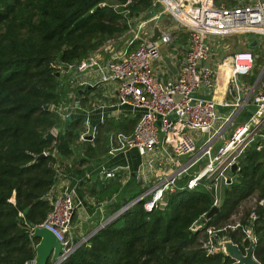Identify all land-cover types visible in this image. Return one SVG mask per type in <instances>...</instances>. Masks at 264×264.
<instances>
[{
    "label": "trees",
    "instance_id": "16d2710c",
    "mask_svg": "<svg viewBox=\"0 0 264 264\" xmlns=\"http://www.w3.org/2000/svg\"><path fill=\"white\" fill-rule=\"evenodd\" d=\"M126 1L0 0V264L35 260L38 239L31 232L53 207L50 192L56 183L57 160L70 158L78 148L80 118L59 130L55 140L46 138L62 120L56 108L66 90L56 75L58 67L81 63L100 51L111 37L128 30L130 16L154 4L131 0L124 6ZM257 75H252V83ZM46 104L51 105L49 110ZM122 126L115 123L119 129ZM97 137L98 148L87 145L89 157L106 143ZM258 143L247 147L239 169L223 189L219 212L198 231L192 232L190 226L215 204V194L205 180L188 189L184 177L168 194L164 208L148 212L145 199L131 205L61 264H232L233 259L221 251L207 253L206 228L229 224L234 215L245 223L252 209L249 199L264 198V147L258 150ZM42 153L46 155L40 157ZM88 160L85 157L79 164ZM120 188L121 182L113 180L96 191L99 201H108L111 215L138 197H114ZM256 212L254 251L264 264V207L257 205ZM228 237L242 248L249 246V241L242 243L240 228L229 229Z\"/></svg>",
    "mask_w": 264,
    "mask_h": 264
},
{
    "label": "built area",
    "instance_id": "2783aa9c",
    "mask_svg": "<svg viewBox=\"0 0 264 264\" xmlns=\"http://www.w3.org/2000/svg\"><path fill=\"white\" fill-rule=\"evenodd\" d=\"M153 1L154 8L160 9L159 13L168 14L176 24L189 33L188 48L178 78L165 79L156 72L153 63L162 56L160 45L157 41L149 40L148 37L142 39L140 32H134L130 39L131 43L142 40L137 47L127 46L108 63L96 58L98 51L81 63L70 65L69 71H73L75 81L83 85L117 82L119 105L130 106L139 111V120L132 133L119 131L110 134L109 155L137 148L141 156L153 154L158 164L162 165L160 167L169 164L176 166L173 172L152 182L151 177L144 175L146 165L141 164L139 177L148 185L147 190L133 199L128 208L143 199L146 200L144 207L148 212L160 207L162 203L167 204L168 194L179 188L178 179L182 177H188L186 183L188 189L198 186L205 180L207 189L213 190L215 194L214 205L219 206V187L221 183L227 184L231 180L233 176L231 166L237 163L236 170L239 169V162L244 152L253 142H259L258 150L264 147V77L256 87L255 85L252 87L249 96H242L239 76L252 73L257 61L256 55L250 49L225 54L222 64L216 67L210 60L221 48L214 47L209 39L210 37L224 39L227 36L245 33L264 34V0H248L246 4L236 6H228L224 3L218 5L216 0ZM129 3L131 0H127L124 6ZM139 26L143 28L144 22ZM173 32V28L162 30L160 39L164 43L172 42ZM225 65L230 70L231 91L238 96L235 106H244L249 102L256 106L252 116L245 123L234 128L226 138L219 122L223 121L225 124L230 116H219L218 101L213 97L219 75ZM63 66L60 65L57 72L61 74L67 72ZM97 71L100 74L98 80L81 82L82 79L76 78V74L89 75ZM71 84L73 85L74 82L71 81ZM76 103L80 106V97ZM92 107V111L96 109L102 111L106 105L93 102ZM56 110L62 120L70 118L71 113L67 104L60 103ZM105 117V115L104 118L101 117L102 121ZM51 131L56 136L59 133L57 128ZM97 136L98 125L88 120L78 139L87 142L95 140ZM219 138H224V144L216 150L215 144ZM183 157L187 160L185 164L180 159ZM204 159L207 160L205 165L193 172L191 169ZM117 170L118 167L107 169L102 166L99 174L101 178L111 179L116 177ZM75 193L76 189H72L67 193L51 197L53 207L47 219L40 224L61 238L66 246L65 251L72 250L77 244H74L75 239L71 234L73 215L80 204L75 198ZM249 200L252 209L245 223L239 216L234 215V220L229 224L223 226L211 224L206 228L208 239L204 247L207 253L221 251V243L230 238L229 229H241L244 234L242 243L250 242V238L257 243L258 236L253 231L254 223L259 217L256 206L264 207V198L252 196ZM206 215L204 213L202 218ZM206 223H203L202 219L196 221L190 226V230L198 231ZM26 264H34V261H28Z\"/></svg>",
    "mask_w": 264,
    "mask_h": 264
},
{
    "label": "crops",
    "instance_id": "0c3cea01",
    "mask_svg": "<svg viewBox=\"0 0 264 264\" xmlns=\"http://www.w3.org/2000/svg\"><path fill=\"white\" fill-rule=\"evenodd\" d=\"M247 2L248 0H216V3L218 5H222L224 3L228 6L241 5V3L246 4ZM163 15H165L166 17L162 18ZM140 17L141 16L137 17L136 19ZM153 18V20H155V23L149 29L146 28L145 30L147 21H143V28L141 27L134 32H140V36L142 37V39H144L146 37L149 38L153 34L154 27L157 24L160 25L161 30L163 31H166V29L169 28L174 29L172 42L164 43V41L161 39L157 40L160 45L162 56L160 60H155L153 65L156 72L161 77L165 79L178 78L188 48L189 33L186 29L176 24L168 14L157 13L153 16ZM133 33L130 35V39L133 37ZM252 35L253 36L247 40V42L249 43L248 46H250L251 42L257 39L258 44L255 47L260 46L261 49H263L264 41L260 43L259 39L254 36L261 34ZM139 43L134 44V42L131 43L130 41L128 44V48H135L139 45ZM120 48L121 46L117 45V43L108 44L107 47L96 53V58L99 61L108 63V61L116 54L118 55L123 52V49ZM223 53L225 56V49L220 50L219 52L213 54V56L211 57L210 61L212 64H214L212 60L218 59V64H214L216 67L222 64V61L224 59V56L222 57ZM254 74L255 73L252 70V73L247 75L252 76ZM60 76V81L65 84L64 86L66 88V95L61 101L67 104L69 113H71L69 119L63 120L67 122L64 128L69 127L75 119L80 118L82 120L81 127H83V129L88 120H91L93 124H97L98 136L100 133V128H102L103 125L109 126V124L114 125L115 123L123 124L122 132H125L126 134H130L133 132L139 120V111L133 109L130 106L127 107L119 105V100L117 99V84H114V82L112 81H108L106 83L99 82L96 85H92L88 90L86 89L88 86L87 84L83 85L80 84V82L75 81V74L73 71L63 72L62 74H60ZM76 76V78L82 79L80 80L81 82H85L89 80L93 81L95 79L98 80L100 74L97 71L92 72L89 75L79 73L76 74ZM227 76V74H223L222 72L220 73L219 81L217 83L215 92L213 93V97H215L218 101L217 111L219 116H230V119L228 121L226 120L225 124L223 123V121L219 122V125L223 128V135L231 126H233V130L240 124L245 123L252 116L253 112L256 109V106L250 102L248 104L245 103L244 106H235L237 105L236 102L238 100V96H235V94L232 93V80L230 74L228 77ZM225 80L227 82V85H223ZM71 81L74 82L73 85L71 84ZM249 82H251V80L245 81V84L243 85L241 84L243 90L242 96L244 97L246 95L249 96L252 87H254L251 86L252 82ZM255 82L252 84H255ZM80 89H86L83 95L79 94L78 91ZM222 90H224V94H221ZM76 97H80V106H78L76 103ZM93 102L105 104L106 107L102 111L99 109L92 111L91 109L93 108ZM104 115L106 117L104 121H102L101 117L104 118ZM95 140L78 142L85 146L92 145L94 147H97L98 144L97 142H95ZM99 150L100 146L98 151H93V154L89 157L88 154H86V150L78 146V148L76 149V153L71 155L70 158L66 159L59 157L57 160L55 177L56 183L53 186L50 195L51 197H53L57 194H64L72 189H76L75 198L78 202H80V204L76 207L73 215L74 218L72 229L77 228L78 230H81L85 227L92 226L94 222H105L107 220L106 218L111 216V207L109 206L108 201H99V197L96 194V191L99 190L101 184H109L113 180L120 181L121 188L114 197L125 200L127 198H131V196H139L147 190L148 185L143 182L141 177H139L141 164L146 165L144 175L148 178L151 177L152 182L156 181L159 177L165 174L173 172V170L176 169V166L174 164L160 167L162 165L158 164L157 158L153 154L149 153L147 155L141 156L137 148H130L127 151H121L116 155H109L108 143H104V146L101 147V153L99 152ZM85 157L89 158V160L83 165L79 164L82 159H85ZM186 162L187 160L185 161V163ZM102 166L107 167V169L118 167L116 177H111V179L101 178L99 169H101ZM191 170H189V172H192ZM228 174L231 175L230 173ZM180 179H183V177ZM225 186L226 183H221L219 187V206L223 202V189ZM113 201H115L114 198ZM74 232L75 231L73 230V233ZM76 236V234L72 235L75 241L77 239Z\"/></svg>",
    "mask_w": 264,
    "mask_h": 264
},
{
    "label": "water",
    "instance_id": "95a60500",
    "mask_svg": "<svg viewBox=\"0 0 264 264\" xmlns=\"http://www.w3.org/2000/svg\"><path fill=\"white\" fill-rule=\"evenodd\" d=\"M162 34V30L160 25H156L154 27L153 34L148 38L151 41H157L160 39ZM258 44V40L255 39L253 42H251L250 46L255 47ZM224 56V53L222 57ZM259 54H256V57L258 58ZM65 71H69L70 65H64L63 66ZM61 72H56L57 76H60ZM264 77V67L262 71L259 73L258 78L255 82V87L259 84V82ZM91 88V85L87 86L86 89L89 90ZM86 89H80L78 92L80 95H83ZM76 100L79 99V97L75 98ZM51 107L50 104H46L44 106L45 110H49ZM47 139H56V134L53 131H50L46 134ZM45 153L40 154V157L45 156ZM237 163H234L231 166L232 172H235L237 169ZM115 200V198H114ZM129 205V204H128ZM128 205L124 206L120 210L116 211L111 215L110 218H108L103 224H101L99 227L95 228L90 235L92 237L93 233L101 229L102 227L112 223L113 220H115L122 212H124ZM166 206L165 203H162L160 207L164 208ZM220 210V207L218 205H213L210 210L206 213V217L202 218V222L206 223L216 215ZM31 237L36 238L39 241L35 245V260L34 264H61L64 262L70 254L74 252V250L79 247L85 240L79 241L75 247L70 251H65V243L61 240L60 237L57 236L55 232L50 230L49 228L41 225L34 226ZM256 245V242L254 239L250 238L249 246L246 248H242V246L235 242L232 238H229L228 240H224L221 243V252H223L226 256H229L233 259L232 264H260L259 260L257 259L254 251V247Z\"/></svg>",
    "mask_w": 264,
    "mask_h": 264
},
{
    "label": "rangeland",
    "instance_id": "374dc122",
    "mask_svg": "<svg viewBox=\"0 0 264 264\" xmlns=\"http://www.w3.org/2000/svg\"><path fill=\"white\" fill-rule=\"evenodd\" d=\"M227 1V0H226ZM242 4V3H241ZM116 5V4H115ZM118 7V5H116ZM130 11H128L126 14H128ZM160 12V9H156L154 8V6H151L149 8H147L145 11H142L140 12L139 14H136V15H133V16H130L127 21L129 23V28L128 30L125 32V33H122V34H118V35H115L113 37H111L107 44L104 46V48L108 45V44H111V43H117V45H120L121 48L124 50L127 48L128 44H129V39H130V35L136 31L137 29L140 28V23L143 22V21H147L146 22V25H145V30L146 28L149 29L154 23H155V20H153V16L157 13ZM141 16L140 18L136 19L137 17ZM163 17H166L165 15L162 16ZM253 35L251 33H245L244 35L243 34H239V35H231V36H227L225 37L224 39L222 38H219V37H210L209 41L210 43L214 46V47H217V46H220L221 50H224L225 49V54L228 55V54H232L236 51H242V50H252L254 52V54H259L258 58H257V61L255 63V66H254V73L257 72V74L259 75V73L262 71V68L264 67V48L261 49V47H255V48H252L251 46H248V42L247 40L252 37ZM255 37H257L260 41V43H262L264 41V34H261V35H254ZM120 48V49H121ZM219 56V55H218ZM213 63L215 65L218 64V59L216 60H212ZM257 75V76H258ZM229 76V74H228ZM227 76V77H228ZM226 77V76H225ZM252 78V76H249V75H245V76H239V83L240 84H245V81H250ZM228 79V78H226ZM114 82V84H117V82L115 81H112ZM251 83V82H249ZM227 85V82L226 80L224 81V84L223 85ZM251 86H254V84L251 83ZM66 90V88H64ZM224 94V90H222L221 94ZM65 124H67V122L61 120V124L60 126H58V130H61L65 127ZM230 126V125H229ZM233 126H231L226 133H224V137H228L227 134H230L232 133V130ZM83 130V127H81V131ZM119 131H122V129H119L117 127H115V124L112 125V124H109V126H104L102 128H100V133H99V136L105 140L106 143H108V138L110 136L111 133H114V132H119ZM205 138V137H204ZM80 141V140H79ZM224 144V138H219L217 141H216V144H215V149L218 150L222 145ZM78 146H80L81 148H83L84 150H86L87 146L81 144V143H77ZM198 146H201V144H198ZM98 148V146H97ZM99 152L101 153V148L99 150ZM215 153V151H214ZM182 159V163H185L186 159L185 157L183 158H180ZM206 159H204L203 161H201L198 165H196L194 168H193V172L194 171H198L202 168V166L205 165L206 163ZM249 205H252L251 202H249ZM111 216H109L108 218H110ZM106 218V219H108ZM238 218V217H237ZM104 219V220H106ZM101 224H103V221L102 222H98V223H95L90 226V227H85L84 229H77V228H73L72 229V235L73 234H76L77 236V239L80 238L81 240H88L93 232V230L97 227H99ZM95 225V226H94ZM73 230L75 231L73 233ZM86 236V237H85ZM77 242L75 241L74 244H76Z\"/></svg>",
    "mask_w": 264,
    "mask_h": 264
},
{
    "label": "bare ground",
    "instance_id": "6f19581e",
    "mask_svg": "<svg viewBox=\"0 0 264 264\" xmlns=\"http://www.w3.org/2000/svg\"><path fill=\"white\" fill-rule=\"evenodd\" d=\"M222 73L223 74H230V70H229V68H228V66L227 65H225V67H223V69H222Z\"/></svg>",
    "mask_w": 264,
    "mask_h": 264
}]
</instances>
